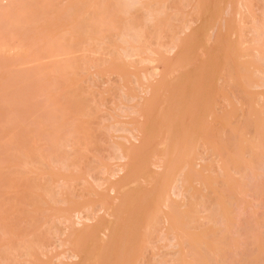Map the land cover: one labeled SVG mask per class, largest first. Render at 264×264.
I'll list each match as a JSON object with an SVG mask.
<instances>
[{
  "label": "rangeland",
  "instance_id": "1",
  "mask_svg": "<svg viewBox=\"0 0 264 264\" xmlns=\"http://www.w3.org/2000/svg\"><path fill=\"white\" fill-rule=\"evenodd\" d=\"M261 55L264 0H0V264H264Z\"/></svg>",
  "mask_w": 264,
  "mask_h": 264
},
{
  "label": "bare ground",
  "instance_id": "2",
  "mask_svg": "<svg viewBox=\"0 0 264 264\" xmlns=\"http://www.w3.org/2000/svg\"><path fill=\"white\" fill-rule=\"evenodd\" d=\"M83 3H81V5H82ZM72 8H74V7H72ZM80 9V8H79ZM106 11V10H105ZM111 14V13H110ZM100 22H102V21H100ZM106 22V21H105ZM108 23V22H107ZM111 23V22H110ZM110 23L108 24L109 26H110ZM105 24V23H104ZM103 24V25H104ZM112 26V25H111ZM190 26V25H189ZM99 27V26H98ZM186 27V29L187 28H191V27H188V25L187 26H185ZM98 30V29H97ZM92 31H94V30H92ZM99 32V31H98ZM140 32V31H139ZM257 32H259V31H257ZM257 32H254V33H256L257 34ZM131 33V32H130ZM96 34H97V32H96ZM136 34H137V36H139V38L137 39V37L135 36V34H132L134 37H136V39H134V41H135V43L136 42H138L139 41V39H141L143 36H141V38H140V35H143L142 33L140 34V35H138L139 33H137L136 32ZM126 35V37H127V35H128V33L127 34H125ZM131 35V34H130ZM130 35H128V36H130ZM133 36H132V39H133ZM125 37V36H124ZM131 38V37H130ZM125 39V38H124ZM129 39V38H128ZM177 39H180V38H177ZM176 39V42H174L171 46H170V50H172V51H174V49H178V48H180V49H182V48H184L185 47V41L187 40V39H180V40H177ZM183 40V41H182ZM129 41V40H128ZM141 41H142V39H141ZM127 42V41H126ZM141 43V42H140ZM80 44V43H79ZM76 48V47H75ZM63 50V49H62ZM73 50V49H72ZM260 51V50H259ZM171 52V51H170ZM261 52V51H260ZM75 54H76V52H75ZM259 55V54H258ZM260 56V55H259ZM262 56V55H261ZM258 57V56H257ZM72 58H73V56H72ZM262 58L264 59V57L262 56ZM261 58V59H262ZM71 59V58H70ZM260 59V58H259ZM258 60V59H257ZM262 61V60H261ZM71 62V61H70ZM71 64H72V62H71ZM259 65V64H258ZM170 66H172V65H170ZM260 68H261V66H260ZM264 70V69H263ZM258 71V70H257ZM161 73V72H160ZM158 74V73H157ZM262 76V75H261ZM264 76V75H263ZM264 84V83H263ZM150 89V88H149ZM152 90V89H151ZM150 92V91H149ZM151 93V92H150ZM153 107V106H152ZM145 108V107H144ZM143 107H142V112L143 111H145V109H144ZM146 110H148V109H146ZM149 110H151V109H149ZM141 112V113H142ZM144 114L146 115V111L144 112ZM143 115V114H142ZM144 115V116H145ZM152 125H151V123H149V125H147V126H143V127H140L141 129L139 130V132L138 133H141L140 135H141V138L139 139L140 140V144L139 145H134V146H132V148H129V149H125V148H123V147H118L117 148V151H118V153H119V155H118V157L119 158H121V160L122 159H130L129 160V164L128 165H130V164H132V165H134V166H132L130 169L128 168V166H126V169L128 170L129 169V171L127 172V174H126V176L124 177V178H122V180H120V181H118L116 184H114V186L112 187V191H118V192H120V195L122 194L123 196H122V199H121V201H120V204H118V206H116V211H118V212H120L119 210H120V208H122V206L124 205V202H126V201H128L127 200V198L130 196L129 194H130V190L129 191H127V192H124V190H126V188L127 187H130V186H132V182L134 181V178H136V175L138 174V173H140V172H144L145 170H146V168H147V164H146V158H147V150H149V148H150V146H151V143H152V141H154L153 140V136H154V133H153V128L151 127ZM136 129V128H135ZM135 129H133L134 131H135ZM132 130V129H131ZM128 131V132H130V133H132V137H133V139H135V140H138V137L136 136V135H134L133 134V131ZM131 136V135H130ZM190 147V146H189ZM260 147V146H259ZM190 154V153H189ZM128 161V160H127ZM173 162V161H172ZM186 163V162H185ZM174 165V164H173ZM170 166V165H169ZM130 167V166H129ZM187 167V166H186ZM172 168V167H171ZM185 168V167H184ZM126 169H124V167H121V168H119V171L121 172V171H123V170H126ZM167 169H168V167H167ZM180 174V173H179ZM178 174V175H179ZM177 178H179V176L177 177ZM180 179V178H179ZM178 182H179V180H178ZM130 185V186H129ZM174 187V186H173ZM131 188H133V187H130V189ZM179 188H180V184H179ZM179 188H177V191L175 190V188H173L174 190V192L176 191V192H178L179 190H181V189H179ZM182 188V187H181ZM121 190H122V192L123 193H121ZM184 191V190H183ZM185 192V191H184ZM183 192V193H184ZM186 193H187V191H186ZM185 193V194H186ZM178 194V193H177ZM176 194V195H177ZM126 205V204H125ZM170 207V206H169ZM96 211H94L93 212V214L95 213ZM91 214L90 215H92V211L90 212ZM84 214V213H83ZM87 214V213H86ZM82 220V219H84V220H91L92 219V217H90L89 215H87L86 217L85 216H82L80 213L78 214V218H77V220ZM94 220V219H93ZM105 221V220H104ZM77 223V222H76ZM80 224H81V222H79ZM78 224V223H77ZM92 226V225H91ZM114 226H115V228H114ZM117 225L115 224H110L109 222H108V224L107 223H103L101 220H99L94 226H93V228L91 229V227L89 226V228L91 229V231H83V230H81L82 232H77L78 234H79V238L82 236L83 238H91L92 237V240L93 239H96V236L98 235V236H100V234L101 233H103L104 231H106L107 229L110 231V234H109V243L111 244L112 243V241H115V238H116V229H117V227H116ZM88 227V226H87ZM88 228V229H89ZM74 230V229H73ZM71 232H75V231H71ZM83 235H85V236H83ZM69 237H70V235H69ZM68 237V238H69ZM95 237V238H94ZM101 237V236H100ZM69 240H70V238H69ZM83 241H82V244L84 243V241L86 240V239H82ZM65 241H67V242H69L68 241V239H66ZM78 241H80V239L78 240ZM90 241V240H89ZM98 242V241H97ZM80 243V242H79ZM78 243V245H82L81 243L79 244ZM90 243V242H89ZM87 244V243H86ZM94 244V243H93ZM84 245H85V243H84ZM118 245V244H117ZM94 246V245H93ZM105 246H108V245H105ZM82 247H83V245H82ZM87 247H89V246H87ZM79 248V247H78ZM84 249V247L83 248H81L80 247V251L79 252H81V250L82 251H84L83 250ZM103 249H105V248H103ZM79 250V249H78ZM69 252V251H68ZM79 252H78V254H79ZM86 252H88L87 250H86ZM70 253V252H69ZM67 254L66 256L67 257H65V258H68V259H70V260H73V259H76V258H78V255L76 254V253H74V252H72V253H70V254ZM64 264V263H63ZM67 264V263H66Z\"/></svg>",
  "mask_w": 264,
  "mask_h": 264
}]
</instances>
